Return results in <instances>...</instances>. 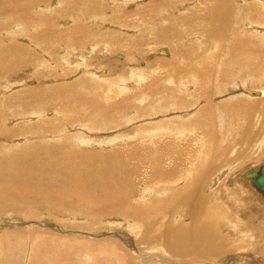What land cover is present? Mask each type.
Here are the masks:
<instances>
[{
	"label": "bare ground",
	"instance_id": "obj_1",
	"mask_svg": "<svg viewBox=\"0 0 264 264\" xmlns=\"http://www.w3.org/2000/svg\"><path fill=\"white\" fill-rule=\"evenodd\" d=\"M59 1H62L64 4L63 9H66L67 7H70V8L78 7V10L80 9L79 10L80 19L75 18L74 19L75 25H73L66 31L57 29V27L55 29L54 27L56 26L55 21L49 20V18L54 15L45 14L44 17L38 15V14L41 15V13L37 12L36 9L38 10L41 4H48L50 0H0V17L1 18L5 17V20H3V22L0 21V32H2V34L3 32H5L3 35H5V37L7 38V40H4L5 42L0 41L2 42L0 44V69L3 66V64H5L12 57V59H14V62L17 64L16 68L19 70H22L23 68L28 67V65H30L33 62V58L36 59L37 62H39V59H42L40 58L41 54L43 53L50 54L49 47L53 41L52 37L60 38L62 36H65L67 38V42L68 40L71 42L72 37H74L76 34H79L81 37L85 38V41L90 40V41L85 42L86 46L84 45L85 47H88V49H90V52H93L97 48V46H101L102 48L100 50H102V52H105V54L101 56L100 58L101 60L99 61L98 59L97 66H101L104 64L108 65L109 69L105 72L106 74L105 79H107L106 80L107 82H104L105 81L103 79L104 77H100V75L96 73L97 70L99 69L98 67H97L98 69H96V66H95V70L91 71V74L87 73V70L83 69V68L88 69L89 67L88 64L90 63V59L88 58V56H85V58L88 60H85V62H82L78 66V67H82L81 68L82 75H81V78H79V80L77 81V84L76 82L75 84H71V85H68L67 83V86L60 84L61 87H57L55 85V87L53 86L51 88H48V87L41 88L42 85H39L41 87L38 88V85H37V87L35 88H23V89L21 88L22 93L19 92L20 90L16 93H13L12 95L2 96V94L0 93V109H1L0 112L1 111L4 112V113H0V139L4 141L3 143H5V145L0 144V201H7V200L8 201H12V200L21 201L22 203L21 208H23L24 206H27L29 202L32 204H38L41 202L42 204H46L45 207H50V208L54 207L57 209H61V211L63 210L62 208H64L63 206L66 207L67 205H69L70 207L68 206L69 207L68 210L72 212L73 214H81L83 216L94 219L96 222L109 214L110 216L111 214L113 215L114 214L115 215L124 214V216L123 215L122 216L125 218L126 217L128 218L129 216L133 218L132 214L134 213L136 216L135 218H139V214L143 218L144 210L142 209L139 210V207L136 210V208L132 205L133 203L130 204L127 201V199L128 198L130 199L132 195L135 196L134 194H132V190L133 188H135V181H136L137 187H142L145 184V182L141 178L136 179L135 181H132V178L134 177H131V176L134 173H129L130 175H128V173H124V171H128L130 168H132L133 164L129 161H121V159H118V157H121V155H114V153L112 152L110 153L102 152L103 154L101 155V153L91 154L90 151H88V153L86 154H84V152L79 153V155L76 157L78 158L79 161L78 160L76 161L73 160L69 162L65 161L66 157H69V158L75 157V155H73L72 152H69V151L68 153H65L64 155H62L64 157L62 162L55 161L57 160V158H61L62 156L56 157L55 159H53L54 155L50 154L51 148H60L61 146L63 147L64 146L63 144H65V140H68L67 142H69L70 140H72L73 142L81 140L79 137L80 135L76 134L77 132L76 130H75L76 132L74 131L75 136L73 135L67 136L65 135V128L61 129V126L68 127L67 124L74 123L75 126L79 124L81 127L83 128L86 127L90 131L91 130L99 131L100 128L108 129L109 127H116V126L118 128V126H123L126 124L129 125L133 121V119H129L130 115H134L137 119L148 117V115L150 114H154L156 116L158 114L162 117L164 116L162 115V113H164L166 110L171 111L170 108L172 107L173 109L176 108V110L177 108H181V107L183 108V106H185L186 103L180 99L179 94H176V90L178 88L176 84L177 82L176 79H173L174 84L171 85V88H165L163 86V83L161 84L159 81L163 80V78L165 77L167 78V76H169L170 78L176 77V75L173 73L174 71L175 72L177 71V73L179 72L180 74L185 76L186 72L183 73L182 71L183 68L182 70H180L182 66L184 68H188L190 70V73L188 74H190V76H195L197 79H200V74L205 73L204 70L206 68V63L202 62L203 64H200V62H198L199 64H197L195 67L194 65L190 67V65L195 62L196 57L192 55V52L195 49L196 45L194 42H192V40H189L187 38H191L193 35L197 36L198 34L199 36H201L205 34L204 36H213L217 34L218 37L219 36L221 37L219 39H222L223 41V43L221 44L227 45L228 52L222 55L223 57L221 60V63L223 62L222 70L219 72L220 74H224L225 76L224 79H227L226 75H229V74L231 75L236 72H239L236 74L241 75L242 73L240 72H242V63L247 64V62L250 60L247 57L250 58V55L253 57H257V56L261 57L262 65H264V52L260 54L256 52L257 47H259L261 44L264 43V35L260 34L261 36H258L259 34L253 33L257 41L255 40V38L254 39L252 38L254 44L251 47V44H252L251 41L248 38H245L242 32L241 34H239L240 38L234 37L232 38L231 42L229 41L228 38L224 37L222 31L218 32L219 30L224 31L225 27L227 28L230 27L229 21L231 18V14L236 10L238 11L237 17L240 20H244L246 18H251L253 20L254 18L257 17L259 22L256 25L258 26L250 24V25H242L241 27H247V29H250V31H252L251 29L253 27L255 31L258 32L257 30L261 28L259 26L260 25L264 26V3L262 0H254V2H258L257 6L246 3L244 6L239 5L242 7L241 9L237 7L234 10H232L231 4L230 2H228V0H172V1L156 0L157 1L156 3H149L148 5H143L142 7L137 8L136 12H134L133 10L134 13L127 12L128 14L126 13L125 15H123L124 18H126L125 20L122 18H115L113 16H110V17L107 16L106 14L107 12L114 14V12L116 13V11L109 9L108 6L107 8L106 6L103 5V3L98 4L97 2H85L82 0H59ZM104 1L107 2L108 0H104ZM186 1H194L195 6L186 7V10L190 9L186 15L180 14V12L182 11V7L184 5L183 2L186 3ZM62 2H60V5ZM240 2H243V1L239 0V3ZM72 4H75L76 6H73ZM47 9L49 8L47 7ZM47 9L44 8V11ZM33 12L35 13L32 14L31 16L28 15V13H33ZM92 12H95V14ZM160 13L162 14V16L159 15ZM70 15L71 16L68 19L72 20L75 14L73 15L71 13ZM132 17L134 18L131 21L127 20ZM29 20L30 22H32V25H34L32 29L34 32L28 35L27 39L30 41L31 45L34 44V41L41 42V46L39 47H46L45 50L41 49L38 52L30 50V53H29L28 48L24 46L23 43H19V44L14 43V46L9 44L10 42L11 43L14 42V39L19 40V38L21 39V36L22 37L24 36V33L22 32V30L18 29V31H16L15 28H13V26L16 27L15 26L16 23L26 24L29 22ZM49 22H51L50 23L51 27H45L44 25L46 23L47 25H49L48 24ZM59 22L60 20H58V23ZM88 23H92V24L93 23H99V24L112 23L115 26H119L118 28L120 29H132L128 31H135V32L137 31L139 33L137 34V36L135 35L134 37L128 36V34L125 33L127 34L126 35L127 37L123 36L120 39L119 38L121 37L120 32L115 33L114 31L111 32L109 30L106 32H103V27H101L102 29H97V31H94L96 30L95 28L96 26L93 24L94 27L93 26L86 27L85 24H88ZM127 23L131 27H127ZM219 23H222L221 26H218ZM138 24L140 26H138ZM143 25L145 27H143ZM182 27H188L190 28V30H188L187 28L183 30ZM11 29H14V32H12ZM174 31L178 32L177 34L178 37L176 36V33ZM190 32H193V33H190ZM55 38L54 40H56ZM75 38L77 37L75 36ZM184 38L186 39L183 41ZM27 39L25 40L26 42H27ZM179 39H182V40H179ZM218 41H221V40H218ZM143 42L145 46L155 43L156 45H161V46L165 45L168 48L173 58L171 62H162L159 60L154 63L155 66L154 64L150 65V68L151 67H155V69L161 68V70H163L166 74L163 76L162 74H158L155 71L150 72L148 70L141 69L139 70L138 75L131 74V76L129 77V80L132 84L127 83L128 85H125V86H122L121 84H118L117 82H114L112 80H108L109 76H113L114 74L121 71L118 69H121V68L126 69L127 66L125 63L128 62V59H131L133 55L131 51L132 49L135 50L137 48L138 50L143 52L144 47L141 46ZM203 46L204 45L202 44L201 47ZM123 47L125 49L129 48L130 51L120 50V49H123ZM250 47L252 50H250ZM116 52L117 53L122 52V54L126 52L124 56H126V58L128 59L125 60L124 56L122 57L121 55L115 56L117 57V60L119 57L120 62L116 61V64L113 67L110 64V61H107L105 57H107L109 53H116ZM134 57H135V54L133 58ZM123 61H125L123 65L119 66V64H122L121 62ZM53 63L55 64V62H52L49 65L48 61H45L44 63H42V61L39 62V64L35 66L36 68L32 66V69H28V71L30 70L27 73L28 77H31L29 76L31 73L35 74L37 70H39V73H38L39 75L40 70L42 71L45 69L44 73L41 72V74H43L42 79L48 78V81H51V80L60 81V79L62 80L68 79V76H66V72L59 75V73L53 70L54 67L50 68L51 64ZM180 63H183L185 65H180ZM43 64L44 66H42ZM70 65H72V63L69 60L65 59L64 67L67 68ZM210 65L212 64L210 63ZM48 67L50 70L47 73H45ZM7 69L4 68V70L3 69L0 70L1 71L0 73L6 75V73L10 72ZM1 74H0V78L2 76ZM34 74H33V77H34ZM23 76L24 75H21V81H23L22 80ZM232 76L233 75L228 77L227 81H229L230 78H233ZM25 78L26 77H24L23 79ZM124 79L121 78V80H124ZM3 82H5L7 85V83L11 81L3 80ZM33 83L37 84L35 81ZM104 84H106L107 90H104V87H103ZM6 85L4 86L5 88H7ZM156 85H159L161 87L162 89L161 96L163 97H159L158 94L154 92L155 91L154 86ZM210 86L211 85H209V89H210ZM218 89L216 88V91ZM156 90L158 91L157 88ZM123 93L125 95H123ZM262 93H259L256 91H250L249 94L253 96L248 95V98L249 97L250 98L259 97L262 95ZM142 94L146 96H139ZM182 94L185 95L184 93ZM136 96L141 97V99L146 97V99L140 100V102H144L147 99L148 101L145 102L142 106H136V104L132 106L133 102H129V100L135 98ZM164 96H168L169 98L173 99L170 102L173 103L172 101H174V103L172 105H169L170 102H167V104L162 102L161 100L164 98ZM6 106L8 108H13V110L15 109V112H8L11 109L8 110L7 108H5ZM200 107H202V110L198 111L197 113L198 118L196 120L192 119L190 121L191 126L203 127L207 125V128L204 129V131L210 132L209 130L211 129L210 127L211 125L209 126V124L211 123V116L209 115L210 113L209 109L211 108V105L206 104L205 102L204 105ZM225 107H229L230 110H227V111H229L228 113H230V115L234 113L235 116L242 117V120L244 119V121L247 123V124H243L240 127L237 126L236 127L237 131L234 135L243 136V140H245L244 145H250V147H252L251 145L253 143H251L250 139L248 138L249 134H251L249 131V128L253 127L254 122H256L255 124L259 126V130L264 129V115H263L264 113H262L261 115L259 114L260 116L257 115L258 117L255 118L256 119L255 121L253 120L254 116L251 117V114L254 112V110L258 108L260 112H264V101H258V102L254 101V103L251 102V104H246V105H243L241 102H237L235 104L234 103L233 104L224 103L223 105L218 104V105H215L213 111L212 110L211 111L214 115L216 114L215 112H220ZM50 109L54 110L57 114L49 113V115L53 116L55 114V116L58 117V119L56 120L52 119L50 121L49 120L41 121L42 119L39 120V116L41 117L46 116L47 111ZM127 109L132 110L133 114H131L132 113L131 111L129 113ZM34 110H37L40 113L39 116H38V113L36 112L33 113ZM5 113H7L9 117L11 115L10 117L11 119L15 118L16 120H13V121H10L8 119L5 120V116H6ZM136 113L138 115H136ZM122 115H125V116L122 117ZM176 116H180V113H177V114L175 113V117ZM166 118H164L163 120H165ZM128 119L129 121L125 122V120H128ZM22 121L26 123H21ZM151 121H153V119H151ZM226 121H222L220 125L221 129L224 128L223 124ZM13 122H19V124L14 125ZM120 122L122 123L120 124ZM169 122L170 121H165L157 125L155 121V124L157 125L156 131L159 130V132L161 133L162 132L161 128H163V132L164 131L170 132L171 129L169 128V126L171 127L172 123L169 124ZM171 122L173 121L171 120ZM60 123H62L63 125H61L60 128L58 129V126H59L58 124ZM106 126L107 127L109 126V127L105 128ZM133 130H135L134 133L136 134L140 131L139 128L137 129L133 128ZM224 131L225 130L220 132L218 135L220 136V143H222L223 145H221L220 143L212 144V141L208 145L210 148V151H212L211 147L213 146L214 152L216 151L217 153L216 159H215L216 163L214 162L211 163V161L209 163V161L206 160L201 165V167L199 166L197 167L195 166L196 164L195 162H192V163L190 162L191 167L189 169V173L190 174L193 173V177H191V179L188 177L190 180H188L187 178L188 181L184 185V187L187 186V188L180 190L176 195L174 194L173 196H170V197L167 196L166 194H161L160 196L161 201L158 202L159 205H170V204L181 205L177 209L176 213L174 215L172 214L173 216H170L168 215L169 213H167V211L171 210L168 208V206L158 207L160 209H158L157 211L161 210L162 217L158 220L154 218L155 219L154 223L159 227V229L157 228L155 232H150L149 226H148L149 223L147 224L146 222H142V226L144 230L143 233L141 232L133 233L135 237L134 242L132 239L127 242L129 243V245H127L128 246L127 250L124 248L122 249L118 247L120 251L122 252L121 258L125 260L126 264H206L208 263V261H212L214 259L221 257L225 253L226 248H228V246L231 245L233 241L235 244L236 242L243 243L247 241L246 244H248V246H251L250 251H248L249 255L245 256L244 254H239V255L237 254L235 256L236 258L234 257L235 258L234 261H237V259L239 261L242 260L241 262H243L244 264H250L251 262L254 264H261L264 261L263 260L264 258V198H262L254 190L250 182L244 178V174L246 172L255 171L261 165H263L264 158L262 159L260 163L254 166H250L245 170H242V169L237 170L236 172L228 176L227 179L229 180L231 184L229 183L226 184L228 195H230L239 204L244 206L245 209L251 211V213L256 218L254 216H253L254 218L252 216H244V215H242L241 217L239 216L237 205H235L228 199L224 198V196L226 195V191L224 189L223 182L221 186L219 187V189L215 192V196H216V199H218V203L221 205L220 208L222 207L225 210L226 214L223 212L224 210L221 211V209L217 206L216 204L217 202H215V199L213 197L210 198L211 196L209 197L210 198L209 199L205 193L206 187L212 181V180L210 181V179H212L211 173L213 171L218 170L217 167L226 162V161H223L225 153L228 151L230 152L234 151L236 148V145H234L233 143L232 144L234 146L232 149H230L225 144L223 139H225V136L228 137L229 135L225 134ZM130 133L132 134V132ZM203 134H200V137L203 136ZM207 134L210 135L209 133ZM257 135H259V133L256 130L254 131V134L251 136L253 139H256ZM13 136L23 137L24 138L23 142H25L26 144H23V146L20 149L16 148V146H13V145L11 146L10 144L17 143V140H12L13 138L11 137ZM5 141L9 143L7 144ZM155 144H156V141H155ZM236 144L239 145V142ZM149 145H152V144H149ZM139 146L137 147L139 148ZM158 148L161 149V147H158ZM65 151L67 150H64V152ZM209 155L212 156L213 153H210ZM238 155L241 156L240 154L236 153V156L233 158H238L237 157ZM39 156H42L43 159H45L46 161V165H44V167L40 171L41 174L39 172L37 173V171L33 173V169L35 167L32 165L33 159L34 160L36 159L37 161V157ZM124 156H129V153ZM262 156L264 157V153L260 157ZM130 157H133V156H130ZM260 157H258L254 162L256 163L257 161H259ZM134 158L135 156L133 157V159ZM214 158L215 157H213V160ZM148 160H150V158ZM168 160H167V163H168ZM170 160H172V163H173L172 167H175L174 166L175 161L173 159H170ZM165 161H163L164 163L161 160L158 161L154 170L152 169L153 174L152 173H147V174L142 173V174L146 175L145 176L146 179H150L152 175H155L156 172H160L161 174L167 173L168 170L162 167V165L167 166L169 168L170 166H168L169 164L166 165ZM181 161H180V164H181ZM124 163H128L129 167L126 165H125L126 167H124ZM186 163H188L187 160H186ZM251 164H253V162ZM28 169L32 170V172L27 173L26 171ZM12 175L15 176V179H12L11 177ZM161 177L163 178L164 176H161ZM170 177H175V174L171 173ZM162 184H164V182ZM130 186H133V187H130ZM37 192H41V194L37 195ZM189 192H191L192 194L191 195L189 194L190 196H188L187 200L185 201V198ZM243 192L250 193L252 198L254 197V199L258 202V204L261 205L263 208L257 205L249 204V198L246 197ZM143 193L139 194L138 196L139 200L144 199ZM164 198H167V199H164ZM171 199H173L172 201L174 202H172ZM209 200H212L211 201L212 203L209 204ZM66 201H68V203L70 204L66 203ZM155 203L157 202L155 201ZM123 204L129 205V210L128 209L117 210V208L123 206ZM21 208L19 207V208H13V209H16L17 212H21L22 210ZM152 208H150V210H152ZM143 209H147V207L145 206ZM214 212L218 218H223L224 215L226 218H227V215L228 217L230 216L231 221L234 224H236V225H233L232 227L234 229L233 232L235 234L234 236L236 237V239L234 238L232 241H229L227 243H221V242L216 243V241L214 240L215 231L217 229L222 230L223 226L216 221ZM27 218H35V217L28 216ZM221 220L223 221L224 218ZM137 222H138V219H137ZM85 226H75L74 225L72 229L77 230L78 228H86V227L88 228V230L90 229L88 224L86 227ZM78 230H82V229H78ZM220 233H221L220 235L217 234L218 237L220 236V238H227L226 236L223 235L224 230H222ZM242 238L243 239L246 238L247 240L246 239L242 240ZM107 242L110 245H112L111 241H107ZM138 250L140 252H138ZM210 264H213V263H210ZM224 264H227V263H224ZM230 264H233V263H230Z\"/></svg>",
	"mask_w": 264,
	"mask_h": 264
},
{
	"label": "rangeland",
	"instance_id": "obj_2",
	"mask_svg": "<svg viewBox=\"0 0 264 264\" xmlns=\"http://www.w3.org/2000/svg\"><path fill=\"white\" fill-rule=\"evenodd\" d=\"M82 1L97 2L98 4L103 3L104 6H106V7L108 6L109 9L116 11V13L114 12V14L107 12L106 13L107 16H109V17L113 16L115 18H122L125 20H126V18H124L123 15H125L127 12L134 13V12H136L137 8H140L143 5H148L149 3H156L157 2L156 0H145V1L144 0H118V1L114 0L116 2H114L113 0H108L107 2H105L104 0H103V2H102V0H89V1L88 0H82ZM168 1H172V0H168ZM242 1L243 2L239 3V0H236V1L235 0H228V2H230V4H231L232 10H234L237 7H239L241 9L242 8L241 6H244L246 3L253 4L254 6H257V4H258V2H254V0H250V1L249 0H242ZM262 1L264 3V0H262ZM60 2H62V1L50 0V2L48 4H41L40 8L38 10L36 9V11L40 12L41 15L40 14H38V15L43 16V17L45 16V14L54 15V16H51L49 18V20L55 21V24H56V26H54L55 29L57 27V29H61L63 31H66L70 27L75 25V23H74L75 18L80 19L79 18L80 17V13H79L80 9L78 10V7H75V8L74 7L73 8L67 7L66 9H63L64 4L62 2L60 5ZM66 3H67V1H66ZM183 4L184 5H183L182 11H181L182 13L180 12V14H184V15H186L190 10V9L186 10V7L195 6L194 1H186V3L183 2ZM192 4H194V5H192ZM72 5L76 6L75 4H72ZM130 5H132V6H130ZM239 5H241V6H239ZM46 6L49 9H47ZM44 8L47 9V10H45L46 12L44 11ZM133 10H134V12H133ZM35 12L28 13V15L31 16ZM71 13L73 15L74 14L76 15V16L74 15V17L72 19L73 22H72V20L68 19L71 16L70 15ZM92 13L95 14V12H92ZM237 14H238L237 10L231 14V18L229 21L230 27H228V28L223 27L224 31L219 30L218 32L222 31L224 37L228 38L230 42L232 41V38H234V37L240 38L239 34H241V32H242V34L245 36V38H248L251 41V43H252L251 47H252L254 44L252 38L253 39L255 38L253 33L259 34L258 36H261L260 34L264 35V26L260 25L259 27H261V28H259L257 30L258 32H256L253 27L251 29L252 31H250V29H247V27H241V26L242 25H250V24L256 25L259 22L258 18L256 17L253 20L251 18H246L244 20H240L237 17ZM89 15H91V14H89ZM159 15L162 16L161 13ZM81 16H83V15H81ZM133 18L134 17L127 19V20L131 21ZM0 19H1L0 21L3 22V20H5V17L4 18L0 17ZM58 20H60L59 23H58ZM66 21H67V23H66ZM50 23L51 22L48 23L49 25H47V23H46L44 26L45 27H51ZM91 24L92 23H88V24H85V26L86 27H92V26L94 27V25H95L96 30H94V31H97V29H102L101 27H103V32H106L108 30L111 32L114 31L115 33L120 32V34H121V37H119L120 39L123 36L127 37L126 36L127 34H128V36L134 37L135 35L137 36V34L139 33L137 31L136 32L135 31H128V30H132V29H120V28H118L119 26H115L112 23H104V24L93 23L94 25L93 24L91 25ZM221 24L222 23H219L218 26H221ZM15 26L16 27L13 26V28H15L16 31H18V29L22 30V32L24 33V36L23 37L21 36V39L19 38L20 41L14 39V42H12V43L10 42L9 44L14 46V43L15 44L23 43V45L28 48L29 53H30V50L31 51L33 50L36 52L40 51L41 49L45 50L46 47H39V46H41V42L34 41V44L31 45L30 41L27 39L28 35H30L31 33L34 32L32 30L34 25H32V22H30V20L26 24L16 23ZM138 26H140V25L138 24ZM256 26H258V25H256ZM127 27H131V26H129V24L127 23ZM143 27H145V26L143 25ZM182 28H183V30H185V28L190 30V28H188V27H182ZM11 30H12V32H14V29H11ZM103 32H101V33H103ZM260 32H262V33H260ZM4 33L5 32H3V34ZM125 33H127V34H125ZM175 33H176V36L178 37V35H177L178 32H175ZM190 33H193V32H190ZM3 34H2V32H0V41L5 42L4 40H7V38ZM204 35L205 34L199 36L197 34V36L193 35L191 38H187L189 40H192V42H194L196 45L195 49L192 52V55L196 57L195 62L193 64H191L190 67H192L193 65L195 67L197 64H199L198 62H200V64L206 63V68L204 70L205 73L200 74V79H197L195 76H190V74H188V73H190V70L188 68H184L182 66L180 70H182V68H183V70H182L183 73L186 72L185 76H183L179 72L177 73V71L176 72L174 71L173 73L176 75V77L170 78L169 76H167V78L165 77V78H163V80L159 81L161 84L163 83V86L165 88H171V85L174 84L173 79H176V81H177L176 84L178 86V88H177L178 91L176 90V94H179L180 99L186 103V105L183 106V108L182 107L177 108V110H176V108L173 109V107H172V108H170L171 111L166 110L164 113H162V115H164L162 117L158 114H157L158 117L154 114H150V115H148V117L137 119L134 115H130L129 119H133V121L129 125L126 124L123 126H118V128H117V126L116 127H109L108 126L110 129L106 126L105 128H108V129H101L100 128L102 130L101 131L98 128L99 131L95 130L96 132L92 131V130L90 131L86 127L83 128L79 124L76 126L74 123L73 124H67L68 127L61 126V125H63L62 123L58 124L59 125L58 129L60 128V126H61V129L65 128V135H67V136H71V135L75 136V132L77 131L76 134L80 135L79 137L81 140H78L75 142H73L72 140H70L71 142L70 141L67 142L68 140H65V144H63L64 145L63 147L61 146L60 148H51L50 154L54 155L53 159H55L56 157H60V156L64 155L65 153H68V151L72 152V154L75 155L74 158L66 157L65 161H68V162L73 161V160L74 161L78 160V158H76V157L79 155V153H83V152H84V154H86V153H88V151H90L91 154L101 153V155L103 153L112 152V153H114V155H121V157H118V159H121V161H129L133 164V167L130 168L128 171H124V173H128V175H130L129 173H134L131 176V177H134V178H132V181H135L136 179L141 178L145 182V184L142 187H137L136 181H135V188H133V190H132V194H134L135 196L132 195V197L130 198L131 200L128 198L127 201L130 204L133 203L132 205L136 208V210L138 209V207H139V210H141V209L144 210L143 218L140 216V214H139V218H135L136 216L134 213L132 214L133 218H131V216H129L128 218L127 217L125 218V217H123L124 214H116V215L111 214V216L109 214V215L103 217L102 219H100L99 221L96 222L94 219L83 216L81 214H73L72 212H70L68 210L70 207L69 205L66 206V207L69 206L68 208L63 206L64 208H62L63 210L61 211V209H57L54 207H51V208L45 207L46 204H42L41 202L38 204H32L29 202V204L27 206H24L23 208H21L22 207L21 201H17V200L0 201V264H126L125 260H123V258H121L122 252L120 251L119 248H122V249L124 248L127 250V247H128L127 245H129V243H127V242L131 239L134 242L135 237H134L133 233H138V232L143 233L144 230H143L142 222H146L147 224L149 223L148 226H149L150 232H155L157 230V228L159 229V227L154 223L155 219L158 220L162 217L161 216V210L157 211L158 209H160L158 207L168 206V208L172 210V211L171 210L167 211V213H169L168 215H170V216H173L176 213L177 209L181 205H174V204L159 205L158 202L161 201V197H160L161 194H166L167 196L170 197V196H173L174 194L176 195L180 190L187 188V186L184 187L185 183H187V181L190 180L191 177H193V173H191V174L189 173V169L191 167L190 162L191 163L195 162L196 163L195 166H197V167L198 166L201 167V165L206 160H208L209 163H210V161H211V163H213V162L216 163L215 159H216L217 153H216V151L214 152L213 146L211 147L212 151H210V148L208 145L211 143V141H212V144H214V143L219 144L220 143V136H218V135L223 130H225L224 131L225 134L229 135L228 137L225 136V139H223L225 144L230 149H232L234 145H236V148L234 151L226 152L224 155V158H223V161H226V162L221 164L220 166H218L217 167L218 170L213 171L211 173L212 179H210V181L211 180L212 181L206 187V190H205L206 196L208 198L210 196H211L210 198L213 197L215 199V202H217L216 203L217 206L220 208L221 205L218 203V199H216L215 192L219 189V187L221 186V184L223 182L224 183V189L226 191V195L224 196V198L228 199L229 201H231L232 203L237 205L239 216L240 217L242 215L252 216V217L254 216L251 213V211L245 209L244 206L239 204L230 195H228L226 184L227 183L231 184L229 182V180L227 179L228 176H230L231 174H233L237 170H241V169L245 170L250 166H254V165L260 163L262 161V159L264 158L263 156L260 157L264 153V147H263V145H264V129H262L263 131L261 129L259 130V126H257L255 124L256 122H254L256 120L255 118L258 117L257 115H259V114L261 115L264 112H260L259 108H258L256 110H254V112L251 114V117L254 116L253 117L254 124L252 123L253 127L249 128V131L251 134H249L248 138L250 139L251 143H253L251 145L252 147H250V145H244L245 140H243V136H237V135L235 136L234 135L237 131L236 130L237 126L240 127L243 124H247L244 121V119L242 120V117H237L234 115V113L232 115H230V113H228L229 111H227V110H230L229 107H225L223 109L224 111L222 110L220 112H215L216 114H214V115H213L212 111L214 109V106L218 105V104H222V105L224 103L225 104H233V103L235 104L237 102H241L243 105H246V104H251V102L254 103V101H257V102L258 101H264V96H263V94H264V92H263V90H264V65H262L261 57H259V56L253 57L250 55V58L247 57L248 59H250L247 62V64L242 63V72H240L242 74L241 75L236 74L239 72L233 73V74H231V75H233L232 76L233 78H230V80L227 81L228 77H230L231 75L230 74L226 75L227 79H224V77H225L224 74H220L219 72L222 70V63H223V62L221 63V60L223 58L222 55L224 53L228 52V47L226 44H221V43H223V41H222V39H219L221 37L220 36L218 37L217 34L213 35V36H204ZM75 36L77 38H75ZM75 36L72 37L71 42L69 40L67 42V38L65 36H62L60 38L52 37L53 41L49 47L50 54L43 53V54H41V57H40L42 59H39V62L42 61V63H44L45 61H48L49 65H50V63L55 62V64L54 63L51 64L50 68L54 67L55 69L53 68V70L56 71L57 73H59V75L66 72V76H68V79H66V80L60 79V81L59 80L48 81V78L42 79L43 74H41V72L44 73L45 69L42 71L40 70L39 75H38L39 70H37V72H36L37 74L31 73L29 75L31 77H28L27 73L30 71V70L28 71V69H32V66L33 67L37 66L39 64V62H37L36 59L33 58V62L30 65H28V67L23 68L22 70H19L16 68L17 64L14 62V59H12V57H11L5 63L6 65L3 64V66H2L5 69L8 68L7 70L10 71V72L6 73V75L8 77L5 74L0 73L2 75L1 76L2 79L0 78V85H1L0 86V93L2 94V96L3 95H12L13 93L18 92L19 90H20L19 92L22 93L23 88H35V87H37V85H38V88L41 87L39 85H42L41 88H46V87L51 88L53 86L55 87V85L57 87H61V85L67 86V83H68V85L75 84V82L77 84V81L79 80V78H81V75H82V72H81L82 67H78V66L82 62H85V60H88L85 58V56H88V58L90 59V63L92 65L89 63L88 69H86V68H83V69L87 70V73L91 74V71L95 70V66H96V69L99 68L96 73L98 75H100V77H104L103 78L105 80L104 82H107L106 81L107 79H105L106 78L105 72L109 69L108 65L104 64L101 66H97L98 59L100 61L101 56L105 54V52H102V50H100L102 47L97 46V48L93 52H90V49H88V47H85L86 46L85 42L90 41V40L85 41V38L81 37L79 34H76ZM54 38L56 40H54ZM12 39H13V37H12ZM26 39H27V42L25 41ZM185 39L186 38H184L183 41ZM60 40H62V41H60ZM179 40H182V39H179ZM218 40H221V41H218ZM255 40L257 41L256 38H255ZM2 42H0V44ZM9 44H7V45H9ZM202 44L204 45L203 47H201ZM141 46L144 47L143 52L138 50L137 48L135 50H133V49L131 50L133 53L131 59H128V58H126V56H124V54H126V52H124V54H122V52L109 53L108 56L105 57L107 61H110V64L113 67L116 64V61L120 62L119 57L117 60V57H115V56L121 55L122 57L124 56L125 60L128 59V62L125 63L127 66L126 69H124V68L118 69L121 71L114 74L113 76H109L108 80H112L114 82H117L118 84H121L122 86H125V85H128L127 83L132 84L129 80V77L131 76V74L132 75H138V72L141 69H145V70H148L150 72L155 71L156 73L162 74L163 76L166 74L163 70H161V68L160 69H155V67L150 68V65L154 64L155 62H157L159 60L162 62H171L173 60V58H172V55L169 52L168 48L165 45L161 46V45H156L155 43L150 44L148 46H145L144 42ZM251 47H250V50H252ZM120 50H122V51L123 50H127V51L129 50L130 51L129 48L125 49L124 47H123V49H120ZM200 50H201V52H200ZM73 51H75V52H73ZM256 52H258V54L264 52V43L261 44L259 47H257ZM200 53H201V55H200ZM134 54H135V57L133 58ZM66 55H68V56H66ZM164 55H165V57H164ZM92 58H94V59H92ZM65 59L69 60L72 63V65H70L67 68L64 67ZM91 60L92 61L94 60V61L92 62ZM212 61H213V63H212ZM124 62L125 61L121 62L122 64H119V66H122ZM8 63H10V64H8ZM210 63L212 65H210ZM248 63H249V65H248ZM180 65H185V64L180 63ZM42 66H44V64ZM154 66H155V64H154ZM2 67L0 70H2V69L4 70V68H2ZM29 67H31V68H29ZM62 68H63V70H62ZM49 70L50 69L48 67V69H47V71H45V73H47ZM157 70H159V71H157ZM61 71H63V72H61ZM69 73L71 76L69 75ZM33 74H34V77H33ZM21 75H24L23 78L26 77L25 79L22 78L23 81H21ZM35 75H36V77H35ZM178 75H179V77H178ZM121 78L122 79L125 78V79L121 80ZM219 78L220 79L222 78L221 79L222 81ZM247 78H249V79H247ZM171 79H172V81H171ZM208 79H210V80H208ZM253 79H255L256 81ZM3 80L4 81L5 80L11 81V82L7 83V85H6V83L3 82ZM200 80H202V81H200ZM249 80H251V81H249ZM34 81L37 84L33 83ZM62 81H64V82H62ZM225 82H226V84H225ZM218 83H220V84H218ZM5 85L7 86V88L4 87ZM209 85H211L210 89H209ZM217 85H218L219 89H218ZM103 87H104V90H107L106 84H104ZM154 87H155L154 92H156V94H158L159 97H163V96H161L162 95L161 94V90H162L161 87L159 85H156ZM221 87H222V89H221ZM156 88L158 89V91L156 90ZM216 88L218 89L217 91H216ZM250 91H256L259 93L263 92V93L259 97H252V98L249 97L248 98V95L253 96V95L249 94ZM209 92H211V93H209ZM182 93H184L185 95H183ZM197 94H199V95H197ZM241 94L243 95V97ZM123 95H125V94L123 93ZM239 95H241V96H239ZM139 96H146V95L142 94ZM143 99H146V97H144ZM143 99H141V97L136 96L135 98L129 100V102H133L132 106L134 104H136V106H142L145 102L148 101V99H147L144 102H140V100H143ZM171 100H173V99L169 98L168 96H164V98L161 101L167 104V102H170ZM172 102L174 103V101H172ZM205 102H206V104L211 105V108L209 109L210 110L209 115L211 116V123H212V124L211 123L209 124V126L211 125L210 126L211 129L209 130L210 132L204 131V129L207 128V125H205L203 127H196V126H191V123H190V121L192 119L196 120L198 118L197 113L199 110H202V107H200V106L204 105ZM173 103L170 102L169 105H172ZM5 108H7L8 110L9 109L12 110V111L6 110L8 112H15V109L13 110V108H8L7 106ZM219 109H220V107H219ZM191 110H193V111H191ZM127 111L129 113H130V111L132 112V110H128V109H127ZM255 111H256V113H255ZM35 112L38 113V116H39L40 113L37 110H34L33 113H35ZM224 112H225V114H224ZM0 113H4V112L1 111ZM49 113H56V112L54 110L50 109L47 111L46 116H44V117L39 116V120L42 119L41 121H43V120H49L50 121L52 119L53 120L58 119V117H56L55 114L52 116V115H49ZM175 113L176 114L180 113V116L175 117ZM131 114H133V112ZM5 115H6L5 120H7V119L10 121L16 120L15 118L11 119L10 118L11 115L9 117L7 115V113H5ZM136 115H138V114L136 113ZM51 116H52V118H51ZM123 116H125V115H122V117ZM159 117L162 120L167 117L166 118L167 120L165 119L162 121ZM229 117H231V118H229ZM129 119L125 120V122L129 121ZM149 119H150V121H149ZM151 119H153V121H151ZM223 119H225V120H223ZM171 120L173 122H171ZM146 121H148L150 123H148ZM155 121H156L157 125L161 122L170 121L169 124L172 123L171 124L172 126L171 127L169 126L171 131L170 132L167 131L168 133L166 131L163 132V128H161V131H162L161 133L159 132V130L156 131L157 125L155 124ZM222 121H226L223 124L225 129L220 128ZM21 123H26V122L22 121ZM121 123L122 122H120V124ZM13 124L18 125L19 122H13ZM66 128L67 129L69 128L70 130L71 129L72 130L70 131L68 129V131H67ZM127 128L129 131L127 130ZM133 128H136V129L139 128L140 131L136 134V133H134L135 130H133ZM256 130L259 133V135H257L256 139H253L251 135H253L254 131H256ZM126 131H128V132H126ZM130 132H132V134ZM207 133H209L210 135H208ZM200 134H203V136L200 137ZM116 135H117V137H116ZM239 137H241V138H239ZM11 138H13L12 140H17V143L10 144V145L16 146V148H18V149H20L23 146V144H26L25 142H23V140H24L23 137L13 136ZM155 141H156V144H155ZM3 142L4 141L0 139V144L5 145V143H3ZM238 142H239V145L236 144ZM6 143L8 144L9 142H6ZM50 143H48V144H50ZM90 144H92V145H90ZM149 144H152V145H149ZM220 144L223 145L222 143H220ZM128 146L130 147L131 150L129 149ZM131 146H132V148H131ZM137 146H139V148ZM158 147H161V149H159ZM140 148H141V150H140ZM145 149L147 150V152ZM51 150H53V151H51ZM64 150H67V151L64 152ZM124 151H125V153H124ZM177 152H178V154H177ZM126 153L127 154L129 153V156H124V155H127ZM145 153H146V155H145ZM208 153L209 154L213 153V155L210 156ZM236 153L240 154L241 156L238 155L237 156L238 158H233L236 156ZM130 156H133V157L135 156L136 159L135 158L133 159V157H130ZM178 156H179V158H178ZM167 157L169 160L167 159ZM213 157H215L214 160H213ZM258 157H260V159H259V161H257L255 163L254 161ZM63 158L64 157L62 156L61 158H57V160H55V161H59V162L61 161L62 162ZM149 158H150V160H148ZM170 159H173L175 161V164H174L175 167H172L173 163H172V160H170ZM227 159L230 161V163ZM134 160H136V161H134ZM159 160H161L162 162L166 160L165 164L166 165L169 164L168 166H170V168L167 166H164V165H162V167L167 169L168 172L164 173V174L163 173L161 174L160 172H156L155 175H152V177L150 179H146L145 178L146 175H143V174L152 173ZM167 160H168V163H167ZM186 160L188 163H186ZM235 160H237V161H235ZM37 161H36V159L35 160L33 159L32 165L35 167L33 169V173L36 171H37V173L38 172L40 173L41 169L44 167V165H46V161H45V159H43L42 156L37 157ZM180 161H181V164H180ZM136 162H137V164H136ZM152 162L154 163V165ZM252 162H253V164H251ZM37 164H39V165H37ZM146 164H148V165H146ZM176 164H178V165H176ZM125 165L129 167L128 163H124V167H126ZM145 168H147V169H145ZM26 172L31 173L32 170L28 169ZM171 173L175 174V177H170ZM221 174H223V175H221ZM161 176H164L165 178L164 177L162 178ZM11 177H12V179H15L14 175H12ZM187 178H188V180H187ZM151 179H153V180H151ZM151 181H153V182H151ZM163 182H164V184L165 183L166 184L165 185L162 184ZM182 186H183V188H182ZM130 187H133V186H130ZM150 188H152V189H150ZM141 193H143L144 199L139 200L138 196ZM243 193L245 194L246 197L249 198V204L262 207L261 205L258 204V202L254 199V197L252 198L250 193H247V192H243ZM40 194H41V192H37V195H40ZM189 194L191 195L192 193L189 192L187 194L185 201L187 200L188 196H190ZM148 196H150V197H148ZM164 199H167V198H164ZM164 199H162V200H164ZM172 200L173 199H171V201ZM155 201L157 203H155ZM211 201L212 200H209V204L212 203ZM172 202H174V201H172ZM66 203H68V201H66ZM134 203H136V204H134ZM68 204H70V203H68ZM144 204H146V205H144ZM150 204H151V206H150ZM153 204H155V205H153ZM143 205H144V207L146 206L148 210L143 209L144 208ZM19 207L22 209L21 212H17L16 209H13V208H19ZM172 207H174L175 209ZM150 208H152V210H154V211L150 210ZM123 209L129 210V205L123 204V206L117 208V210H123ZM220 209H221V211L224 210L222 207ZM131 211H132V209H131ZM223 212L226 214L225 210ZM157 215H158V217H157ZM214 215L216 217L215 218L216 221L223 226V228H222V230H224L223 235L227 237V238H220V236L218 237L217 234L220 235L221 234L220 232L222 230L217 229L215 231V238H214L216 243H220V242L221 243H227L229 241H232L234 238L236 239V237L234 236L235 234L233 232L234 229L232 228L233 225H236V224H234L231 221L230 216L228 217V215H227V218H226L224 215V217H223L224 220L222 221L221 219H223V218H218L216 216L215 212H214ZM28 216H33L35 218H27ZM149 216H151V217H149ZM137 219H138V222L141 224H139L137 222ZM156 222H158V221H156ZM87 224L89 225V228H90L89 230L86 227ZM74 225L75 226H85L86 225L85 226L86 228H78V229H82V230L72 229L74 227ZM91 228H92V230H91ZM104 239L105 240L107 239V240L105 241ZM245 239L242 238V240H245ZM107 241H111L112 245H110ZM113 242H115V243H113ZM125 243H126V245H125ZM243 243H245V244H243ZM243 243H239V242L237 243L236 242V244H235L233 241L232 244L229 245L228 248H226L225 253L221 257L214 259L212 261H208V263H206V264H210V263H213V264H218V263L219 264H224V263H227V264H230V263L244 264L243 262H241L242 260L239 261L237 259V261H234V259L236 258L235 256L237 254L238 255L244 254L245 256L249 255L248 251H250L251 246H248V244H246L247 241L243 242ZM138 252H140V251L138 250ZM263 260H264V258H263ZM214 261H215V263H214ZM263 263H264V261L261 264H263ZM250 264H254V263L251 262Z\"/></svg>",
	"mask_w": 264,
	"mask_h": 264
},
{
	"label": "water",
	"instance_id": "obj_3",
	"mask_svg": "<svg viewBox=\"0 0 264 264\" xmlns=\"http://www.w3.org/2000/svg\"><path fill=\"white\" fill-rule=\"evenodd\" d=\"M244 178L248 180L254 190L264 198V164L257 170L246 172Z\"/></svg>",
	"mask_w": 264,
	"mask_h": 264
}]
</instances>
